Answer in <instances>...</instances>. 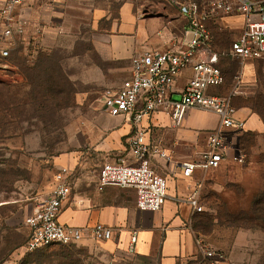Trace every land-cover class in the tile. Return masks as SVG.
I'll list each match as a JSON object with an SVG mask.
<instances>
[{"label": "crops", "instance_id": "crops-1", "mask_svg": "<svg viewBox=\"0 0 264 264\" xmlns=\"http://www.w3.org/2000/svg\"><path fill=\"white\" fill-rule=\"evenodd\" d=\"M113 1L118 0H29L18 7L17 12L27 21V28L17 38V46L11 52L13 64L7 73L0 74V79L10 77L11 72L17 73L23 60L32 63L40 51L51 52L55 48L65 47L63 40L66 35L78 32L85 22L89 23L93 33L95 50L101 54L95 60L88 57L80 61L84 70L79 73V79L85 86L90 87L91 84L105 89L119 87L131 76L134 56L150 50H180L184 47L187 20L179 11V3L186 0H123L115 16ZM3 4L4 0H0V9ZM86 37L90 38V35ZM226 60L222 63L226 81L212 88L211 93L230 95L235 87L236 76L241 74L245 84L233 97L236 116L245 120V131L241 137L245 141L250 136L264 137L261 63L253 60L242 62L233 58ZM3 62L0 60V69L4 68ZM106 65L111 66L108 68ZM192 75L190 69L179 75L174 96H181V90ZM191 110L197 113V117L191 118L190 112L179 127H174L169 114L163 111L155 113L144 123L148 128V140L164 148L171 157L170 160H153L154 169L168 181V196L161 210H140L137 192L133 187L106 186L100 190L99 169L92 181L80 183L75 192L72 190L60 221L74 227L87 228L102 223L112 228V239L100 243L111 254L119 257L121 264H185L194 257L199 251L195 226L204 213L215 217L220 209L227 206L220 193H225L227 187L230 188L228 185L233 184L228 172L234 163L227 160L219 168L208 171L198 168L191 177H185L181 168L176 167V163L199 160L201 153L207 149L209 133L219 126L215 112ZM102 118L103 136L92 146L85 141L80 157L83 167L91 164L88 156L91 148L105 161L129 156L127 141L132 124L123 116L106 113ZM70 166L61 167L72 169ZM222 174L223 178L220 177ZM221 184V191H218ZM196 191L203 206L200 212L189 202ZM221 202L224 207L220 206ZM239 209L237 213L230 214L240 213L244 205ZM134 235L135 244L132 243ZM93 241L89 237L83 243L90 245Z\"/></svg>", "mask_w": 264, "mask_h": 264}, {"label": "rangeland", "instance_id": "rangeland-1", "mask_svg": "<svg viewBox=\"0 0 264 264\" xmlns=\"http://www.w3.org/2000/svg\"><path fill=\"white\" fill-rule=\"evenodd\" d=\"M122 2L113 1L114 16ZM218 22L217 43L229 47L243 31L246 18L235 14ZM63 44L49 55L42 53L38 58V54L36 64L20 62L26 75L17 71L0 79V264H121L119 257L96 241L28 253L22 250L26 218L48 196L58 169L71 165L75 192L80 183L92 181L105 162L93 148L89 166L83 167L80 158L85 141L91 145L103 136L102 117L107 113L101 103L106 87L85 86L79 79L84 70L80 61L101 57L89 23L66 35ZM189 113L197 117L194 110L186 117ZM243 131L231 134L232 156H246L244 162L229 159L234 163L228 172L233 184L220 193L227 206L215 217L204 215L195 226L198 240L222 257L208 258L198 251L185 264H264V208L252 214L256 202L264 198V137L250 136L245 141ZM241 205L240 214H230L237 213Z\"/></svg>", "mask_w": 264, "mask_h": 264}, {"label": "built area", "instance_id": "built-area-1", "mask_svg": "<svg viewBox=\"0 0 264 264\" xmlns=\"http://www.w3.org/2000/svg\"><path fill=\"white\" fill-rule=\"evenodd\" d=\"M28 1L4 0L0 9V60L4 61L0 74L9 71L11 52L17 46V38L26 31L27 21L17 9ZM179 11L187 20L184 47L180 50H150L134 56L131 76L121 86L107 88L103 92L104 110L111 116L125 117L133 128L127 141L129 156H120L102 164L98 188H135L137 206L142 211H159L164 205L168 181L154 169L153 160L171 158L164 148L148 140L145 121L161 111L169 114L174 127L183 124L191 109L211 110L219 116V126L209 133L207 149L199 160L176 163L185 177L193 176L198 168L205 171L219 168L232 157L244 162L243 153L232 156L233 146L230 144L231 134L245 129V120L236 116L233 103V97L240 92L243 77L241 74L236 76L230 95L212 94L211 89L225 82L222 63L228 58L242 62L259 61L264 81V0H186L179 3ZM235 14L245 15L244 29L229 48L222 49L216 42L214 29L221 18ZM188 69L193 71V75L181 90V96L174 98L176 80ZM73 182L72 169L61 167L57 171L48 196L26 218L29 236L22 247L24 253L54 244H80L89 237L99 242L112 239L113 229L102 223L82 228L60 221L64 205L72 194ZM189 202L198 212L202 211L198 191ZM135 242L134 235L132 243ZM198 249L208 258L217 259L219 256L200 240Z\"/></svg>", "mask_w": 264, "mask_h": 264}, {"label": "trees", "instance_id": "trees-1", "mask_svg": "<svg viewBox=\"0 0 264 264\" xmlns=\"http://www.w3.org/2000/svg\"><path fill=\"white\" fill-rule=\"evenodd\" d=\"M219 32H220V29L218 28V27H216L215 29H214V33H215V35H216V37L218 36V34H219ZM218 40H216V42H217ZM218 44V43H217ZM219 47H221L222 49L223 48H229V47H223V46H221V45H219ZM47 54V55H49V52H39L38 54V58L41 56V54ZM12 54V53H11ZM38 58H36V59H34V61L32 62L33 64H36V62H37V60H38ZM9 61L11 62V55H10V57H9ZM233 59H235V58H233ZM235 60H238V59H235ZM11 64H13L12 62H11ZM22 70H23V65L22 64H20V68H18V73H20V74H22V75H26L25 74V71L24 72H22ZM226 78V77H225ZM225 81H226V79H225ZM233 103H234V101H233ZM234 106H235V104H234ZM257 208V209H255L254 211H252V214L254 215L256 212L258 213V210L259 209H263L264 208V198L262 197V198H260L259 199V201H258V204H257V202H256V204H255V206H254V208ZM240 214V213H239ZM204 215H207V214H205L204 213ZM203 215V216H204ZM238 215V214H237ZM202 216V217H203ZM207 216H209V215H207ZM211 216V215H210ZM25 228H26V240H25V243H24V245L26 244V242H27V239H28V236H29V229H28V227H27V225L25 224ZM80 244H73V245H69L70 247H75V246H79ZM52 246H63V247H67L66 245H61V244H54V245H49V246H45V247H42V248H47V247H52ZM68 246V247H69Z\"/></svg>", "mask_w": 264, "mask_h": 264}]
</instances>
